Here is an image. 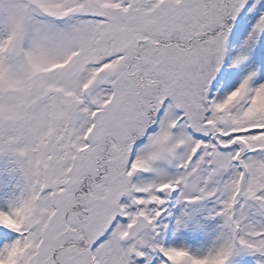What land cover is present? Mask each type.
I'll use <instances>...</instances> for the list:
<instances>
[{
  "label": "rangeland",
  "instance_id": "374dc122",
  "mask_svg": "<svg viewBox=\"0 0 264 264\" xmlns=\"http://www.w3.org/2000/svg\"><path fill=\"white\" fill-rule=\"evenodd\" d=\"M106 1L114 3L112 8H107L110 13L98 11L92 16L87 13L89 5H83L81 0L0 2V74L4 72L0 83L3 93L0 164L8 154L21 172L19 181L24 186L25 197L22 221L29 230L26 242L21 243V248L25 244L23 263L31 260V264H48L53 252L55 264H92L87 246L97 240L92 249L98 258L97 264H144L131 253L133 246L143 248L153 260L152 264H174L155 255V248H150L156 233L152 225V230L142 232L135 241L122 237L127 223L135 220L139 210L147 213L157 226L162 222L167 224L170 199L162 195L158 187L171 181L177 185L176 200L172 202L187 222L192 210L199 219L218 221L226 226L230 255L264 264V208L257 201L259 197L264 198V152L248 156L252 171L249 186L245 185L250 193L245 194L241 188L244 175L234 158L237 150L233 148L232 137L220 136L221 143H225L221 148L212 138L194 135L186 127L183 111L173 99H167L174 97L191 116V96L198 107L197 117L206 113L203 96L210 87L207 91L205 82L213 78L212 83L219 76L214 72L219 64L211 57L222 55L223 59L225 54L226 41L222 38L229 27V19H225L226 4L223 0ZM259 1L232 0L238 13L243 7L249 12L254 10ZM92 3L95 5V0H89V4ZM42 5L56 15L50 17L42 13L39 8ZM71 6L75 8L69 13ZM116 7L126 10V23L133 32L128 39L119 38L124 33L113 19L124 13ZM234 8L229 16L235 14ZM208 14H215L214 18L209 19ZM209 21L212 24L208 26ZM256 21L254 27L261 31L259 20ZM161 22L163 25L159 27ZM3 27L7 28L6 35L2 33ZM24 28L29 31L27 37L22 38L23 43L29 42V53H15L14 37L17 33L22 37ZM152 29L159 30L156 36L161 40L177 39L178 33H171L180 29L178 40L182 37L185 42L182 46L179 40L160 47L163 45L142 38L143 32L153 36ZM207 30L210 32L205 33ZM79 44L83 45V51L66 68H52L54 63L66 61ZM119 55H123L124 60L121 70L116 69ZM140 67H145L154 80L139 83L138 89L130 90V83L125 81L124 84L120 77L132 76L134 81ZM12 82L18 84L21 91L13 89ZM114 82L115 100L101 109L104 99L114 95L111 86ZM88 94L95 97L92 99ZM155 94H161L159 101L162 102L150 107L144 98ZM241 95L239 93V98ZM131 99H137L140 115L134 114ZM95 107L100 110L95 115L90 114ZM7 108L13 121L12 135L8 134L4 121ZM210 113L208 117L223 112L214 107ZM155 114L157 128L152 129L151 119ZM255 119L248 115L245 123L251 124ZM90 128L93 129L91 144L81 150L87 146ZM144 130L147 135L142 139ZM114 145L116 151L112 149ZM97 146L104 147L96 156L98 160L90 151ZM130 149L133 158L127 166L125 161ZM90 177L101 189H92L90 197L96 202H87L89 207H85L84 212L89 217L81 222L83 205L78 206L75 201L87 200L86 194L83 192L77 198L71 193L69 198L64 195L70 191L71 183L78 189L85 183L90 184ZM149 184H154V188H149ZM82 189L86 191V186ZM238 190L241 195L235 202ZM52 195L56 205L49 201ZM118 199L124 208L123 214L115 207ZM6 200L0 189V204L5 215L13 217L14 209ZM101 202L104 209L95 211L93 206H102ZM233 212L240 227L237 233L235 222L232 223ZM69 223L73 227L69 228ZM195 223L192 229L201 232L203 223ZM79 227L84 231L83 237L78 236V232H82ZM237 240L250 243L253 253L250 250L239 253ZM65 242L67 248L60 251L58 246ZM155 244L160 242L157 240ZM226 262L235 261L229 257ZM17 263L22 264L19 260Z\"/></svg>",
  "mask_w": 264,
  "mask_h": 264
},
{
  "label": "trees",
  "instance_id": "16d2710c",
  "mask_svg": "<svg viewBox=\"0 0 264 264\" xmlns=\"http://www.w3.org/2000/svg\"><path fill=\"white\" fill-rule=\"evenodd\" d=\"M2 0H0L1 2ZM249 24H251V20H247L244 22V24L241 25L239 28V33L235 35L231 39V45L232 47L235 45H238L239 49L244 52L247 55V59L244 63V67L242 70L236 72H232L230 74V77L233 79L232 83H230L228 86L233 88V86H237L239 84L240 79H242L247 73H250L254 69L257 68L259 65V62L262 60L264 62V41L262 39V36L260 35L259 32L253 31L249 27ZM244 32L249 33L248 40L244 42V37L242 34L245 35ZM248 45V48H246ZM257 45V48L254 49L253 52H251V47H254ZM261 61V62H262ZM138 88V85L136 86ZM233 96V95H232ZM231 96V97H232ZM230 97V98H231ZM219 98L223 99L226 101V97L222 96L220 94ZM264 109V83L259 89L258 93L255 96V101L251 104V107H249L248 112L250 115H256L260 110ZM257 112V113H256ZM11 187L13 189L15 197H18V191L19 190V185L16 184L15 182H12ZM12 200L14 202V205L17 207L20 206V202L14 201V198L12 196ZM20 209V208H19ZM28 229V228H27ZM18 230H15V228L10 227L9 230H0V264H18L17 261L19 260L22 264L23 263V247L21 248V243L23 241L26 242L28 238V232H22L21 234H18ZM213 235V236H212ZM212 236V237H211ZM210 237L208 240L204 241L202 244L201 248V255H203V252L205 249L209 250L211 255L210 257H204V264H219L222 263L227 255L229 257H232L235 262L232 264H253V262H248V263H241L237 261L238 257L236 254H231L228 252V247L227 244L224 245V240L220 237V232H210ZM220 237V238H219ZM184 238V235L181 231L177 232L174 239L175 244H179V242ZM197 245V243H196ZM60 251H65L67 248L66 245H59ZM243 250H246L243 246H241L238 249L239 253H243ZM50 260H48V264H55L56 258L55 254L52 252V255L49 257ZM31 260L28 262V264H31ZM184 263V262H180Z\"/></svg>",
  "mask_w": 264,
  "mask_h": 264
},
{
  "label": "water",
  "instance_id": "95a60500",
  "mask_svg": "<svg viewBox=\"0 0 264 264\" xmlns=\"http://www.w3.org/2000/svg\"><path fill=\"white\" fill-rule=\"evenodd\" d=\"M263 24H264V20H263ZM138 223V222H137ZM143 223V224H142ZM141 224H142V226H144L145 225V223L144 222H141ZM137 225V224H136ZM135 225V226H136ZM136 232V229L135 228H133V232L131 233V235L133 234V233H135Z\"/></svg>",
  "mask_w": 264,
  "mask_h": 264
}]
</instances>
